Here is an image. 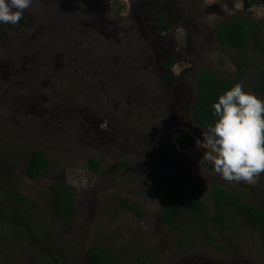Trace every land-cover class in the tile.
I'll use <instances>...</instances> for the list:
<instances>
[{
    "label": "rangeland",
    "instance_id": "rangeland-1",
    "mask_svg": "<svg viewBox=\"0 0 264 264\" xmlns=\"http://www.w3.org/2000/svg\"><path fill=\"white\" fill-rule=\"evenodd\" d=\"M238 13L264 39V0H0V264H87L92 245L116 251L117 264L125 246L151 264H264L255 229L211 225L214 243L186 244L160 219L162 195L191 184L209 209L215 184L264 211V160L191 114L196 73L209 69L237 78L264 124L251 103L264 101L251 90L264 58L254 40L237 50L214 31ZM171 59L188 68L172 75ZM36 149L48 168L30 179ZM55 182L74 193L66 220L50 212Z\"/></svg>",
    "mask_w": 264,
    "mask_h": 264
},
{
    "label": "trees",
    "instance_id": "trees-1",
    "mask_svg": "<svg viewBox=\"0 0 264 264\" xmlns=\"http://www.w3.org/2000/svg\"><path fill=\"white\" fill-rule=\"evenodd\" d=\"M252 4L250 1L247 6ZM260 28L258 21L238 13L228 20L219 21L215 33L221 43L237 50L247 49L253 39L254 50L264 58V40ZM237 83V78H223L209 69L198 70L195 76L196 100L191 109L192 117L206 129H218L236 148L244 147L248 154L258 153L264 160V124L242 104L240 93L243 91H236ZM251 90L264 96V67L259 68L257 81L251 86ZM251 103L264 109V101L258 98ZM98 165V161L89 159L92 171L97 172ZM47 168L46 154L41 149H36L30 155L25 174L28 178L35 179ZM16 194L20 201H25L19 192ZM210 195L213 204L211 209L203 201L199 185L191 184L164 193L160 199L162 223L169 229L182 232L186 244L197 239L214 243L211 225L221 232L236 227L252 231L255 229L257 239L264 249V211L256 204L245 202L237 192L223 186L212 185ZM48 202L52 216L60 220L68 219L75 210L73 190L60 183L50 185ZM122 255L128 256L126 264L153 263L147 255L144 258L135 251L129 254L126 246L122 248ZM85 258L87 264H117L118 261L116 251L98 245L89 246Z\"/></svg>",
    "mask_w": 264,
    "mask_h": 264
},
{
    "label": "flooded vegetation",
    "instance_id": "flooded-vegetation-1",
    "mask_svg": "<svg viewBox=\"0 0 264 264\" xmlns=\"http://www.w3.org/2000/svg\"><path fill=\"white\" fill-rule=\"evenodd\" d=\"M210 5V7L213 5V4H209ZM246 5V4H245ZM134 18H135V16H133ZM162 18H164V15H163V17ZM219 22V21H218ZM217 22V23H218ZM216 23V24H217ZM216 24L214 25V31H215V27H216ZM164 27V26H163ZM167 28V27H166ZM260 32H261V28H260ZM262 35V34H261ZM82 37L83 36H80V35H77L75 38H79V39H82ZM263 38V37H262ZM253 40V39H252ZM264 40V39H263ZM76 45H78V44H76ZM72 46V45H71ZM185 48H187V46H186V44H185ZM187 50V49H186ZM74 55V54H73ZM74 57H75V59L76 60H74L73 62H71V63H76L77 65H82L81 63H80V60H79V58L76 56V55H74ZM51 60L52 59H50V60H43L40 64H38L37 65V72L38 73H41V74H43L46 70H49V67L47 66V65H49V63L51 62ZM172 60V63L169 61V64H172V65H169V69H170V71H171V74L172 75H174V76H179V75H181V74H183L185 71H186V69L188 68L187 66H184L183 64H181V63H179V62H175L174 64H173V62H174V59H171ZM175 66H178L177 68L175 67ZM39 67H41L43 70L42 71H40L39 72ZM76 74H77V70H75L74 71ZM64 78H66L67 80H70L67 76H63ZM253 92V91H252ZM261 95V94H260ZM259 241V240H258Z\"/></svg>",
    "mask_w": 264,
    "mask_h": 264
},
{
    "label": "clouds",
    "instance_id": "clouds-1",
    "mask_svg": "<svg viewBox=\"0 0 264 264\" xmlns=\"http://www.w3.org/2000/svg\"><path fill=\"white\" fill-rule=\"evenodd\" d=\"M226 139V138H225Z\"/></svg>",
    "mask_w": 264,
    "mask_h": 264
}]
</instances>
